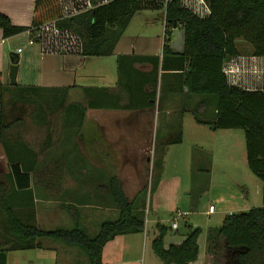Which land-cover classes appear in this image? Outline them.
Listing matches in <instances>:
<instances>
[{
  "label": "trees",
  "instance_id": "trees-1",
  "mask_svg": "<svg viewBox=\"0 0 264 264\" xmlns=\"http://www.w3.org/2000/svg\"><path fill=\"white\" fill-rule=\"evenodd\" d=\"M89 1V8L64 14L60 0H34L29 26L13 24L8 15L0 12V28L4 37L24 31L31 37L43 24L54 22L56 28L77 36L80 46L76 53L87 57L108 56L114 54L137 11L160 8L164 9L165 25L161 57L120 54L117 56L119 80L114 88L85 86L83 99L72 101H68L69 87L5 85L0 71V143L8 163V172L0 175V222L3 224L0 260L10 250L48 248L37 241L48 238L81 248L89 264H105L102 251L108 241L117 235L144 231L146 213L142 194L147 187L130 200L115 175L107 189L119 215L102 221L95 236H88L79 225L40 227L35 206L40 194H35L34 189L38 183L45 188L51 185L44 179L49 171L57 181L52 186L60 188L64 171L61 165L51 168L43 163L46 158L37 157L36 151L23 139L21 129L26 131L28 121L47 128L51 122L49 114L57 113L61 116V126L74 130L75 134L82 127L88 108L151 107L155 104L150 99L156 96L160 67L164 71H177L175 75L180 79L177 87L203 95L201 108L214 106L212 118L194 114L198 123L212 129L244 130L247 165L261 181L262 205L228 213L219 226L207 229V251L220 255L221 264H264V88L248 89L230 83L224 71L226 60L239 53V38L250 44L252 55L264 56V0H203L208 7L205 15L195 12L182 0H169L166 5L163 0ZM176 26L183 29L181 52L173 51L170 46V29ZM136 62H148L152 66L144 79L134 76L132 65ZM147 83L150 90L144 88ZM181 139L179 129L164 142L169 145ZM64 154L62 151L61 155ZM61 205L76 215L77 207L72 202ZM155 227L151 247L164 264H190L198 258L200 227L192 229L180 243L167 246L164 238L170 226L157 222Z\"/></svg>",
  "mask_w": 264,
  "mask_h": 264
},
{
  "label": "rangeland",
  "instance_id": "rangeland-1",
  "mask_svg": "<svg viewBox=\"0 0 264 264\" xmlns=\"http://www.w3.org/2000/svg\"><path fill=\"white\" fill-rule=\"evenodd\" d=\"M191 1L195 2L194 0ZM196 6L200 7L193 5L192 8L195 12L202 15L207 14L204 3L201 4V9H196ZM164 32V9H141L133 15L121 37L126 36L136 44L149 38L151 46L155 48L157 43L158 45L162 44ZM183 36L181 26L171 29V44L174 49L183 45ZM27 39L28 35H25L20 40L21 47L24 49L21 53L23 58L21 57L20 68L24 65L25 74H27L25 78L28 79L29 83H32V81L35 82V68L33 67L35 61L32 56L25 59V53L32 46L27 44ZM45 40L49 42L51 38L46 37ZM35 45H39V42H36ZM54 45L57 46L55 43ZM237 47L245 54L251 52L250 44L241 38L237 39ZM159 53L161 54V51ZM238 62L243 66L244 61L242 59ZM90 71L102 72V76H88V78L85 76V79L82 78L83 76L81 77ZM77 72L79 74L76 76L75 84L77 85L106 84L105 86H110L116 85L119 80L117 58L114 54L89 56L77 68ZM173 79L172 74L164 73L160 74L157 82L156 95L160 96V106L156 119L154 117L156 123L153 124V129L156 131L158 123L159 128L156 133L155 145L149 147L150 150L145 152V158L149 157L150 160L147 161L144 158L142 162V168L145 169L146 173L145 186L147 187L146 192L142 194L145 203V223L148 227L154 226L153 218H159L163 224L170 226L166 233L169 235L173 211L176 208L186 211V217L176 219L179 226L178 232L187 234L192 229L200 227L202 232L199 237L204 249L207 229L219 226L229 210L238 212L262 205V185L260 179L247 165L244 130L241 128L215 130L206 124L198 125L194 119V114H198L201 118H212L215 111L214 106L211 105L206 109L201 108L200 101L203 95L190 93L181 87H176L180 79L176 78L174 81ZM82 96L84 97V94L81 91H70L68 98L77 100ZM28 122L27 128H32L33 125L30 124V121ZM56 127L61 128L59 122ZM86 127L89 126L85 124L84 128ZM31 128L28 129L24 138H27L29 146L34 148L38 158L49 159L53 156L52 158L59 160L62 156L61 152L65 151L63 160H69V173L75 175L78 172L79 174L76 175H80V169L70 165L73 162L79 164L84 156V153L79 150L78 144L69 140L73 137V133L70 135L71 137H66L60 148L52 151L47 157L48 151L39 148L40 145H35L37 137L42 136V134L37 132V126H34V130ZM179 129H183V140L180 143L165 144V139L176 135ZM154 130L152 131V142H154ZM120 153L125 155L124 151H120ZM99 156L102 157V154L100 153ZM136 156L138 157L139 153L137 155L134 150L126 152V157L131 160ZM85 169L94 174L92 171L94 167L87 166ZM7 172V158L0 143V175L4 176ZM66 178L69 179V175ZM34 190L35 194L40 191L37 186ZM40 195L35 199V206H42V204L44 206L43 216L40 221L36 220L42 228H72L79 225L88 236L93 237L97 234L102 221L112 220L111 217H114L111 215L103 216L102 209H95V213L88 217L84 212H80L79 218L76 220L68 210L59 209L53 218L47 219L48 217L44 214L47 207L51 205H46V199ZM65 197L66 194L62 196V199L59 198L56 203H53L52 205H56L54 208L68 201ZM90 201L95 200L92 197ZM209 203L216 207L213 214L206 212ZM116 218L117 216L114 217V219ZM99 220L101 221L98 222ZM2 227L3 224L0 222V230ZM153 232L156 236V230L151 228H146L138 233L120 235L110 243L105 254L108 255L110 252L116 254L117 250L121 249L119 254L129 258L128 264H164L151 247V241L155 237ZM37 241L53 248L10 250L5 253V259L0 260V264H89L88 257L77 246H68L62 241H54L48 238H40ZM206 253L205 264H221L220 255H214L208 251ZM112 263L110 262V264Z\"/></svg>",
  "mask_w": 264,
  "mask_h": 264
},
{
  "label": "crops",
  "instance_id": "crops-1",
  "mask_svg": "<svg viewBox=\"0 0 264 264\" xmlns=\"http://www.w3.org/2000/svg\"><path fill=\"white\" fill-rule=\"evenodd\" d=\"M87 1L88 0H61L64 14H74L76 12L75 8L79 5H86ZM194 1L197 2V4H194L195 2L191 0H184L183 3L190 8H192L193 5H199L201 7V4L204 3L207 10L206 13H208V7L205 2H201L200 0ZM33 7L34 0H0V12L8 15L12 23L16 25L29 26L31 24ZM200 7L196 6V9H201ZM25 35H27V31L4 37L2 29L0 28V71L2 73V78L5 85H8V83L11 85L9 78V69L11 66L10 56L16 52L19 56V67L16 75L17 84L19 83L20 85H37L46 87H69V92L81 91L82 93L85 86L105 87L106 84H75L76 76H79L77 68L88 57L76 52H65V50L58 51L55 48L46 47L44 42L39 43V45H35V43L32 44V46H30L28 51L25 53L26 55H24L25 59L28 58V56H32L35 61V65L33 66L35 68V82L32 81V83H29L27 81L28 79L26 80L25 78L27 74H25L26 70L24 65L22 68H20L21 57L23 58L21 53H23L24 49H22L21 52H17V49L21 47V37ZM148 39L149 38L136 44L135 42L133 43V41L129 40L126 36L121 37L116 45L114 55L116 58L120 54L158 55L161 57L159 52L162 51L163 39L162 44L158 45L157 43L155 48L151 46ZM170 46L175 52H181L183 50V45L181 47H177V49H174L173 45L171 44V37ZM241 59L244 61L243 66H241V64L238 62V60ZM132 68L135 70V77L144 79V76L151 72L152 66L148 62H136L132 65ZM224 71L230 83H234L248 89L264 88V56L252 55L251 52H247V54H245L239 50L237 55L226 60L224 64ZM164 73L172 74L174 78L173 81L178 78L175 75L177 71H164L159 67L158 78L160 77V74ZM96 75L102 76V72L90 71L89 73H85V75H81V77L83 76L82 78L85 79V76L88 78V76L94 77ZM108 80L110 79L108 78ZM106 87L114 88L115 85ZM144 88L145 90L151 89L149 83H147ZM122 95L124 94L122 93ZM82 99L83 96L77 100ZM72 100L76 99L68 98V101ZM150 102H155V104L151 107H146L143 109L88 108L81 130L75 134L74 130L70 131L67 128H63L62 126V129L56 127L58 122L60 125L62 124V120H60L61 116H59L57 113L49 114L48 117L51 119V122L47 128L31 123L33 126L32 128H29L33 129L34 126H37V132L42 134V136L38 135L39 137H37L35 145H40L39 148L47 150L48 154H51L52 151H55L62 146L68 133H73V137H71L69 140L75 144H78V148L80 147L79 150L84 153L83 160L80 162L78 160L79 164L75 162L70 163V165L80 169V175H76L79 174L78 172H74L75 175L69 173V160H63L65 155H62L61 159L59 160L52 158L53 156L49 159L46 158L45 160H42L43 163H46V165L51 168L56 165H61L64 171L63 179L61 181L62 185L60 188L52 186L53 181L55 182L56 179L50 174V171L45 175L44 179L46 178L51 185L45 188L43 185L38 183V188L40 190L39 192L41 194L40 196L43 197V199H46V205H51L47 207L46 213L44 214V216L48 217H46L47 219L53 218L59 209L68 210L70 215L76 220L79 218L80 212H84L88 217L90 214L95 213V209H102L103 216L111 215L118 217L119 210L114 205L113 199L107 189L108 184L114 175L117 177V180L119 181L125 196L130 200L134 199L137 193L145 187L146 173L145 169L142 168V162L145 158V152L150 150L151 146L153 147L156 143V133L159 128V123L157 124L158 128L156 131L153 129V124L156 123L154 117L156 119L157 111L160 106V96L156 95L155 99H150ZM85 124H87L89 127L84 128ZM197 124L202 125L200 123ZM29 128H27L26 131L21 129V135L23 136V139ZM153 130L154 142L151 141ZM183 135L184 133L182 129L181 141L183 140ZM25 140L27 143L29 142L27 138H25ZM15 141L16 140L14 139V142ZM81 146H83V148H81ZM31 148L34 150L33 147ZM131 150H134V153L136 152L137 155L139 153V156H136L133 160L126 157V152ZM120 151H124L125 155L121 154ZM142 152L144 153L142 154ZM100 153L102 154L103 158L99 156ZM145 160L148 161L150 158L147 157ZM87 166L94 167V170H92L94 174H91L89 170L85 169ZM95 169L97 170V173ZM67 174L69 175V179L66 178L68 176ZM65 194V198H67L68 201L63 203L72 202L77 207L76 215L72 214L73 210L71 211L67 208H64L61 204L58 205L57 208L55 207L56 209L54 208L56 205H52L53 203H56L59 198L62 199V196ZM92 197L95 201H90ZM40 207L41 210H39ZM215 211L210 214L215 213ZM43 212V204L42 206L36 207V220L40 221V218L43 216ZM231 212L234 211L231 209L229 210V213ZM114 217L111 218L114 219ZM152 221L154 226L151 225L148 227L145 223V229L151 228L156 230V223H162L161 219L159 218H153ZM178 230L179 226H177V228L171 227L169 235H166L164 238L166 246L171 243H180L185 238L186 233L178 232ZM118 236L120 235L115 236L112 240L108 241L104 245L102 251L103 263L110 264V262H113L112 264H128L129 258L123 257V254H119L121 249L117 250L116 254L114 252H110L108 255L105 254L107 247L110 245V243L115 241ZM153 236H155L154 232ZM198 244V258L190 264H205L207 257V242L205 243V248L203 249L201 246L200 237H198ZM47 247L53 248L51 246Z\"/></svg>",
  "mask_w": 264,
  "mask_h": 264
},
{
  "label": "built area",
  "instance_id": "built-area-1",
  "mask_svg": "<svg viewBox=\"0 0 264 264\" xmlns=\"http://www.w3.org/2000/svg\"><path fill=\"white\" fill-rule=\"evenodd\" d=\"M169 0H163L164 4ZM184 0H182L183 2ZM201 2H204L203 0H200ZM61 2V0H60ZM62 5V2H61ZM91 6L90 1L88 0L86 5H79L75 8V13L80 12L82 10H85ZM47 32H49L47 34ZM28 39L27 44L32 45L36 43L35 38L39 40V43L44 42L46 47L49 48H55L56 50H65V52H77L78 47L80 46V42L76 35L72 34L71 32L67 30L58 29L55 27L54 22H47L40 26L39 30H37L33 36H29V32L27 31ZM51 38L49 42H46L45 38ZM56 40V41H55ZM60 41V43H58ZM57 44L56 45H54ZM75 49V50H74ZM22 48L19 47L17 49V52H21ZM215 211V206L213 204H209L207 213H212ZM187 216L186 211H181L179 208H176L175 211H173V221L171 223L172 228H177L178 223L176 221L177 218H184Z\"/></svg>",
  "mask_w": 264,
  "mask_h": 264
},
{
  "label": "water",
  "instance_id": "water-1",
  "mask_svg": "<svg viewBox=\"0 0 264 264\" xmlns=\"http://www.w3.org/2000/svg\"><path fill=\"white\" fill-rule=\"evenodd\" d=\"M10 61H11V66L9 69V78H10V84L14 85L16 84V75H17V70H18V61H19V56L18 53H13L10 56Z\"/></svg>",
  "mask_w": 264,
  "mask_h": 264
}]
</instances>
